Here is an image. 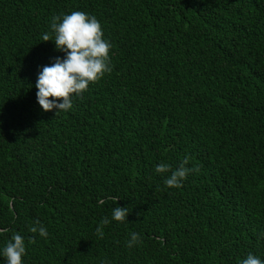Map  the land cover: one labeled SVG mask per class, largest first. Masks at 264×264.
<instances>
[{"label": "trees", "instance_id": "1", "mask_svg": "<svg viewBox=\"0 0 264 264\" xmlns=\"http://www.w3.org/2000/svg\"><path fill=\"white\" fill-rule=\"evenodd\" d=\"M75 10L100 21L112 71L43 110L39 66L63 56L43 38ZM16 232L24 264L264 259V0H0V246Z\"/></svg>", "mask_w": 264, "mask_h": 264}, {"label": "clouds", "instance_id": "2", "mask_svg": "<svg viewBox=\"0 0 264 264\" xmlns=\"http://www.w3.org/2000/svg\"><path fill=\"white\" fill-rule=\"evenodd\" d=\"M50 28L54 32V39L45 33L43 40L54 41V47L63 53L56 56L50 64L42 65L37 73L35 86L37 88L36 99L43 110L58 111L70 110L73 106V97L79 96L87 90L89 84L98 81L105 73L112 71L111 57L109 54L111 43L104 38L100 21L90 13L75 10L70 13L54 15L50 22ZM187 161L172 171L165 178V184L178 187L186 178L190 168L186 167ZM170 165L159 163L156 166L158 173L167 172ZM128 209L116 207L112 211V220L124 221L127 219ZM105 217L96 231L103 236V225L110 223ZM33 233L47 237L48 229L39 220L30 228ZM127 246L132 247L140 240V234L132 232ZM26 254L24 237L16 232L7 242L0 246V256L5 258V264H24L23 257ZM106 264V262H102ZM239 264H264V259L248 253Z\"/></svg>", "mask_w": 264, "mask_h": 264}]
</instances>
